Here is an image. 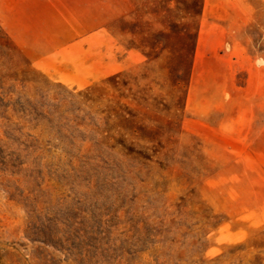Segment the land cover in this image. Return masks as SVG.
I'll list each match as a JSON object with an SVG mask.
<instances>
[{
    "label": "rangeland",
    "instance_id": "rangeland-1",
    "mask_svg": "<svg viewBox=\"0 0 264 264\" xmlns=\"http://www.w3.org/2000/svg\"><path fill=\"white\" fill-rule=\"evenodd\" d=\"M33 8L0 24V264H264V156L224 124L264 0Z\"/></svg>",
    "mask_w": 264,
    "mask_h": 264
},
{
    "label": "crops",
    "instance_id": "crops-1",
    "mask_svg": "<svg viewBox=\"0 0 264 264\" xmlns=\"http://www.w3.org/2000/svg\"><path fill=\"white\" fill-rule=\"evenodd\" d=\"M45 1L0 0V24L8 31L12 27H17L26 28L24 32L31 33L30 21L37 18L33 5L34 3L42 4ZM11 35L14 39L20 40L14 31ZM244 70L246 79L245 83L238 87V92L242 90L243 95L242 98H237L236 122L224 121V124H227L226 130L236 133L237 139L252 140V146L246 148V153L264 156V67L251 65ZM225 102L224 107L230 105L232 100L227 99ZM205 110V115L208 117V113L214 111V106L210 105V109L206 106ZM205 124L209 127L207 120Z\"/></svg>",
    "mask_w": 264,
    "mask_h": 264
}]
</instances>
